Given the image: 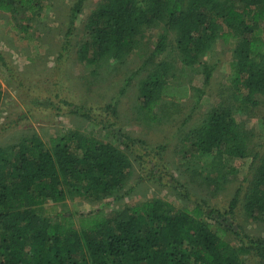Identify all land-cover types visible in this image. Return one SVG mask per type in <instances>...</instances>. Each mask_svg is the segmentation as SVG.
<instances>
[{
	"label": "trees",
	"instance_id": "trees-1",
	"mask_svg": "<svg viewBox=\"0 0 264 264\" xmlns=\"http://www.w3.org/2000/svg\"><path fill=\"white\" fill-rule=\"evenodd\" d=\"M43 1L0 0V13L36 17ZM85 1L76 2L66 38L73 34ZM263 23L264 0H101L84 27L88 41L79 47L78 59L87 66L123 62L145 28L162 24L139 96L141 112L153 123L161 103L191 96L189 86L171 82L175 60L153 63L169 49L171 34V52L185 67L198 64L215 44L229 45L231 103L214 108L184 139L191 149L186 154L201 168L194 165L192 174H206L208 182L219 186L225 174L237 175L242 162L250 159L254 134L236 114L256 109L257 98L264 96ZM204 70L207 86L212 70ZM2 95L0 84V103ZM60 104L71 107V114L92 119L78 105ZM116 107L115 102L107 111L117 115ZM10 147H0V264H246L248 256L264 264V239L240 235L231 243L227 237L234 232L223 225L225 216L234 215L242 194L244 215L264 223V154L252 158L247 187L236 190L224 211L188 195V204L181 207L154 198L129 203L114 214L104 208L80 213L73 223L72 216L58 211L70 198L102 203L126 197L134 169L128 154L92 131L68 127L48 142L33 133ZM163 151L157 170L165 163ZM163 181L158 176L160 188L169 189ZM175 182L186 197L184 185ZM47 206L56 220L40 217Z\"/></svg>",
	"mask_w": 264,
	"mask_h": 264
},
{
	"label": "rangeland",
	"instance_id": "rangeland-1",
	"mask_svg": "<svg viewBox=\"0 0 264 264\" xmlns=\"http://www.w3.org/2000/svg\"><path fill=\"white\" fill-rule=\"evenodd\" d=\"M77 1L44 0L41 12L32 18L27 12L15 17L0 13V57L3 58V61L0 60L3 93L0 147L19 144L23 137L33 133H38L48 142L50 136L68 127L84 133L92 131L100 140L128 154L134 169L125 188L126 197L120 202L109 199L102 203L70 198L59 206L58 211L72 216L73 223L77 222L80 213L104 208L114 214L118 210L123 211L129 203L154 198L165 199L181 207L188 204V195L193 200H206L210 207L224 211L236 190L247 187L252 158L256 154H264V96L257 98L259 106L256 109L237 112L238 121L245 123L254 134L250 159L242 162L237 175L225 174V181L221 182V178L219 186L208 182L206 174L200 175L196 170L195 175L192 174L194 165L201 168L186 154L189 146L184 139L214 108L231 103L228 75L233 57L230 46L219 42L198 64L185 67L176 53L171 52L170 46L174 45V34H171L169 49L156 57L153 63L175 60L171 82L189 86L191 96L178 103H161L155 110L156 121L150 123L140 109V88L151 69V65L145 64L155 51L163 25L145 28L136 49L123 62L108 60L87 66L79 61L77 52L88 41L84 27L101 0L85 1L73 34L66 38ZM261 27L264 29V23ZM23 28H27L31 43ZM205 67L212 70L207 86ZM61 101L82 107L92 119L71 114V107L60 104ZM115 102L117 115H112L107 108ZM162 151L165 163L157 170L156 164ZM153 173L156 179L152 177ZM158 176L164 180L162 184L170 185L169 189L160 188ZM174 179L184 185L186 197L180 195ZM242 201L243 194L234 215L225 216L226 221H223V225L234 232L228 234L227 240L236 243L240 235L264 239V223L247 218L242 210ZM45 211L40 210L41 218H58L50 214L49 206ZM245 261L246 264H258L252 256L245 257Z\"/></svg>",
	"mask_w": 264,
	"mask_h": 264
}]
</instances>
